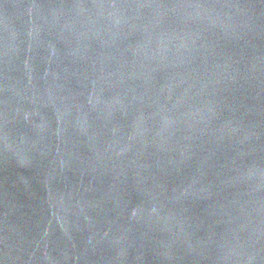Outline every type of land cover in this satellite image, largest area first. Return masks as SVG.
<instances>
[{
  "label": "water",
  "instance_id": "95a60500",
  "mask_svg": "<svg viewBox=\"0 0 264 264\" xmlns=\"http://www.w3.org/2000/svg\"><path fill=\"white\" fill-rule=\"evenodd\" d=\"M0 264H264V0H0Z\"/></svg>",
  "mask_w": 264,
  "mask_h": 264
}]
</instances>
